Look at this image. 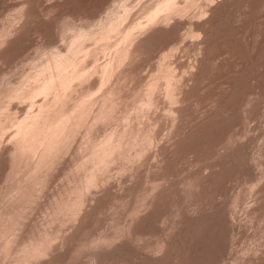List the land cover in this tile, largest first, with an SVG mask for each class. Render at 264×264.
<instances>
[{
  "label": "rangeland",
  "instance_id": "obj_1",
  "mask_svg": "<svg viewBox=\"0 0 264 264\" xmlns=\"http://www.w3.org/2000/svg\"><path fill=\"white\" fill-rule=\"evenodd\" d=\"M120 1L121 0H0V97L3 94L2 92H4V94H7L6 92L9 90V88L14 87L15 89V86L18 85L19 81L23 82L25 75L28 74L25 77L26 80L27 77L39 73V70L37 71V73H35V69H37L36 66H39L40 64L38 60L39 56H41L40 60L42 61L41 63H43V60L49 59H45V56L51 57L56 50L59 51L60 49L61 51L64 46L65 48H69L67 44L68 42L69 44L71 43L73 37V35L70 34H72L71 32L76 33V31H74V28H76L77 30L78 25H83V27H85V24H88L89 27L86 26L85 28H90L92 25L88 23L89 21L96 24L97 22H100L98 19L104 20V18L106 19V17H109V15L111 16L110 13L112 12V10H116L117 7L119 10H122V8H119V4H122V1ZM124 1L127 2V0ZM128 1L129 3L127 2L125 4L126 6H129V4L131 5L133 2L137 3V1L138 3H146L148 0ZM155 1L157 2V0ZM155 1L153 0L152 3L148 1L150 4L148 2L145 4L148 5L147 9L143 7V12H137L138 15H136V17H134L135 14H133L135 12L129 9L128 13H130L131 16H129L130 14L126 15L125 20L127 19V16L128 20H124L125 22H123V27L131 21H134V23L141 22L142 28H140V30L138 29L137 33L142 34L143 32V34H140L141 36H138V34L136 33L139 39L137 38V36H135L136 40H138L134 43L132 41V46L129 45L132 51V54L129 55V57L134 54L131 59L128 57L126 60V62L130 60L129 62H127L130 64H124L122 66L124 67L123 69L122 67H120L119 69L122 70H117V74L115 71L116 75H111L113 77L107 80L108 84L102 86L103 90L101 87V89H99L97 82H95L99 78L98 75L100 76L101 74L99 67L104 66L109 59H112L113 56H116L118 46L114 45L117 42H112V40H118L121 35L116 33L114 35H111L112 37H110V39H107L109 43H113L110 44L111 46H116L113 48L108 45L106 40L95 41L92 39L90 41L89 39L88 41L87 39L84 43V47L89 46V44L93 45L94 43L93 46L90 45L87 49L90 53L86 56L84 62L81 64L83 65V67H87L88 69L91 68L89 69L88 73V75H91L89 77L88 75H86L84 79H80L82 80V82H80V80H76L74 83L80 82V84H78L79 88L76 89L77 86H75V84L73 83L74 87L71 86L73 90L68 89L71 92L67 90V94L70 92V96L71 93L76 96L80 94L79 92H81V96H83L82 92L84 91H79L80 88L81 90L85 89V92L88 91V89L90 91V89L92 88V93L90 94L91 98H88L87 101L95 100L96 102L94 104L92 101L94 105H91V102L89 104H86L87 107L88 105L92 106V109L87 108L89 109V114H87L90 116V118L89 116H85L86 114L83 115L84 117L88 118L85 119V121L88 120V123H85L82 127H80L81 129L79 128V126H77L79 128L78 131H75V133L77 132V134H74L75 136L72 137V139L75 138V142H72L74 139H71V141L70 139H68L70 136H72L71 134L74 132V129L72 131H69L67 128L66 130L64 129L65 131L63 132H71L68 138L66 137V134L68 132L66 134L62 132L63 134H65H62V137L59 134L62 139V144L68 141L71 142V144H68L69 146L66 145V143L64 144L65 146H67V148L69 147L68 150L67 148L64 149V152H67V154H64V152L62 151L63 149L61 148L62 150L60 151H62L63 153L59 151V155H57V150H59L61 147L58 146L61 144L60 138H55L57 139L58 143L60 142V144H58L56 141V144H54V147L57 146L58 149L53 148V146H51L52 149L49 148L50 143H52L54 139H51L53 141H50V143H44V147H41L45 148V146L49 143V146L46 147L47 149H49V152H52H50V154L47 153L48 151H38L40 144L38 145L39 147L35 148V152V149L33 150L31 148L33 143L31 141L32 145L30 144V138L28 139L29 144L28 142H26L29 145L30 150L27 145V147L24 146V148H27L26 151V149L22 148V145L25 144L24 142L27 140V138L24 137L23 140L22 136H19V134H17L18 126L15 124V121L19 122L18 120H23L25 118L23 116H28L30 112L32 114L36 113L39 108H37L36 106H39V104H36L37 102L41 105V102H45L46 96L47 102L49 97L55 95V93L53 92L52 95L48 93L49 96L48 94L42 93L39 94L40 96H37V93L33 96H27V94L31 92L34 87L38 86L41 83L43 77L39 79H31V82L28 81L27 83L29 85H24L25 88L23 87L24 89H22V96L15 97L16 102H14V98H5L8 94L3 96L4 99L1 97L0 101H6V99L7 101H11L9 102L10 104H7V106H5V104V108L2 110V112H0L2 113L0 115V232L3 233L0 235V239L2 240H0V264H20L21 259L23 260L24 257H26L25 259H27L26 262L23 261L24 264H264V0H213V2L212 0H206V2L210 4L206 3L205 0H202L201 2L199 0H197L198 2L196 0L195 2H193V0L192 8L191 0H182L183 3L185 2V5L187 4V2L190 3L189 5L187 4L189 6V9L187 5V7H185V5L181 4L182 2L178 0V2L180 1V9L176 11V8L173 11L162 13L157 18L159 21L157 19L149 20L148 14L146 12L153 6V4L156 3ZM132 5L131 7L129 6L130 8H132V10L133 8L135 10L139 5L140 6L137 7V10L141 8V6H144L143 4H136V7L134 5L132 7ZM181 5H183V7L185 8L183 9ZM181 9H183L185 13L181 11V14ZM207 9H209V11H207ZM171 12H173V16L177 14L175 16L176 18L171 15L174 21L169 16V13ZM201 13L205 14H203L202 16ZM166 14H169V18L165 17L167 16ZM204 15H208L206 19L209 16L211 17V19L209 20V17L207 21L204 19L205 22H202L203 19L201 18V16L205 18ZM132 16L134 17V19L132 18ZM162 16L165 17L168 21H163ZM130 17L133 20H131ZM160 17L162 18V20H160ZM144 18L146 19L144 20ZM135 19H138V21L136 20V22ZM193 19H200L201 22L200 20H195L194 22ZM147 20L150 22H148ZM157 21H163L165 25L160 24L162 26L156 27L155 25L158 24ZM146 22L147 25L145 24ZM198 22L200 24L204 23V25L201 24L200 26H198ZM132 23L133 22L129 24ZM153 23H155V25ZM193 23H196V25H193ZM150 25L152 26L151 29L149 28ZM202 25L203 27L201 28V30L200 27ZM62 26L66 28H63ZM68 26L72 29L69 30ZM81 26L78 28H82ZM166 26L170 27L166 28ZM191 26L193 29L191 28ZM197 26L201 30L200 36L193 35L194 33H200V30ZM203 28L205 31L203 30ZM63 29L66 30V33L65 31H63ZM67 30L73 31L67 32ZM145 31L146 34L144 33ZM190 31L193 32V34ZM202 31H204L203 35ZM60 34L63 36H61ZM197 36L199 38L201 36L202 37L199 39ZM70 39L71 41H69ZM105 44L110 47L102 51L99 56L98 52H101L99 51L101 49L98 48H100V45L101 48H106L102 47ZM127 46L128 44L125 47ZM55 47L56 50L54 49ZM96 48L98 50H96ZM109 49L110 51H112L111 53L109 52ZM49 50L50 52H48ZM51 50L52 52H54L52 53ZM45 51L46 53H44ZM91 51H93L95 55L92 52L94 58H92L93 60H88H90V62H94L96 59L97 62L95 61V64L92 63L94 65L86 62V59L92 55ZM50 53L51 56H49ZM66 53L67 52L65 50V54ZM96 53H98L99 58L98 56L96 57ZM62 54L64 55V52ZM165 55L167 57L169 56V59L164 57ZM172 61L174 63H172ZM84 63H88V65L84 66ZM158 63L161 64L160 69L163 70H161L163 74L164 70L169 68L167 66L166 68H164L166 64L171 66L170 69L172 67V69H175V71L172 70V73L175 72V74L171 73L172 75H176L173 76L175 77V80L174 78H170L172 75L167 74L165 76H168L167 80H170L167 84L169 88L164 86L166 81L165 79L161 78L162 81H158L160 79L159 77H161L162 74L161 73L159 76V72L161 71L157 72V76H155L156 71L159 69L158 66H160ZM170 63L172 65H170ZM29 64H31L32 70H35L33 74L31 73L32 70H29L31 68ZM95 66H97L98 70ZM38 69H42V66H39ZM170 69L169 71H171ZM94 70H96L100 74L95 73ZM27 71L28 73L25 74ZM92 71L95 74H93ZM168 73L170 74V72ZM22 74H25L23 80L20 76ZM92 74L93 76H95L93 77ZM180 76L181 78H184H182L183 81L181 80ZM86 77L88 78L86 79ZM155 77L158 78H156L157 81H155ZM176 77H179V81L177 80V82L179 83L178 85L176 82ZM95 78L97 79L95 80ZM152 79L153 84L150 83ZM171 79H173L174 81H172V84L170 83ZM83 80L85 83H87V87L85 86ZM89 80L92 82V84L91 82H89ZM109 80L111 83L109 82ZM156 82H158V84H156ZM95 85L96 87H94ZM146 85H148L146 87L147 89H149V86L151 85L150 89L147 91L154 90V86L152 88V85H155L156 91H150L151 93H154L153 96H151L152 94L148 92V95H150V99H152L150 100L149 97H146L148 98L147 104V99L143 98L144 100L146 99V105L142 102L145 105V107L143 108L144 105L140 103L142 104V108L140 107V105L139 109L136 102L140 100V96L137 98L136 96L139 95L137 94L138 92H142L143 94V91L146 90ZM172 85L177 86V88H174V90L176 89L175 93L178 92V95H174L176 96L174 98L177 99L170 98L173 97L174 93L173 90L172 95L169 93V91L173 89ZM27 86H30V88H28ZM82 86H84L85 88L82 89ZM107 86L113 88L115 86V89L112 88V90H114L113 93L116 98L118 95L116 96L115 93L119 91V97H117L116 99L114 97L113 98L114 100L120 98L119 100H121L122 104H120L119 101V106L117 103L110 104L109 106V100H106L105 102L103 101L106 98V90L104 91V89H111ZM26 87L28 89H26ZM94 88L96 89V92H94ZM75 89L78 91L76 92L77 94L74 93ZM116 89L119 90L116 91ZM10 90L11 92L13 91L12 88ZM26 90H28V92ZM99 90L100 94H98ZM109 90H107V92ZM147 91H145L146 95ZM93 92L94 94L96 93V97H94L95 95L93 96ZM103 92H105V94ZM157 92L159 95L157 94ZM69 94L67 96H69ZM133 94L136 95L134 96ZM44 95L46 96L42 97ZM102 95L104 96V98ZM143 95L141 97H143ZM36 96L40 98L35 99ZM31 97H33V99H31ZM92 97L94 98L92 99ZM131 97L133 98V100ZM53 98L54 96H52L49 101ZM99 98L101 99V101H98L100 100ZM66 99H68V97H66L65 100ZM137 99L138 101H134ZM169 99H171L172 102ZM32 100L34 101V103L32 102ZM38 100L41 101L39 102ZM5 101L3 103H5ZM67 101H70V98ZM75 101L77 102V99H75ZM97 101L104 103L101 104ZM174 101H176V103ZM74 102H69L67 106L69 110H71ZM170 102L172 105H170L169 107ZM3 103L0 105H3ZM106 103L110 108L111 105H113V107H115L116 105L115 109L113 107L111 109L113 111L116 110L114 113L115 115L113 116L112 114L113 118H111L110 116L108 120V116L106 118V116L104 115L106 118L105 119L103 117V119H105L104 121H100V119L98 118L95 119L94 116H96L97 113L101 111L99 109L100 106L102 108V106ZM133 103L137 104L136 106H134L135 109H133ZM15 104L17 106H15ZM62 104L63 103H61V105ZM58 105L60 106V104ZM66 105H64V110H66ZM131 105L133 107V111L135 112V110L137 109V112H135L136 116L133 111L132 113H130L133 116L129 114L130 117H128L126 115V118L128 117V119H131L130 121L127 120L128 123H132H129V125L127 122H124L126 121V119L123 120V118L125 117L122 114L124 112L125 114L128 113L126 111H129L131 109ZM25 106L28 107L25 110L26 112L22 109V107L26 108ZM74 106L75 105H73V107ZM86 106H83V111L86 110ZM106 106L103 107L106 108ZM18 107L21 110H19ZM108 107L106 109H109ZM125 107L128 108V110ZM153 107L155 110L153 109ZM138 109L141 112L146 111V113H142L140 115L141 112L138 111ZM141 109L145 110L142 111ZM27 110H29L30 112H27ZM31 110H33L34 112ZM111 110L110 113L112 112ZM174 110L176 112H174ZM76 113L77 112L73 113V115ZM175 113L176 115H174ZM13 114H16L15 118ZM19 114L21 117L18 116ZM77 116L78 117L73 119L75 120L74 122L81 118L79 117L80 113H78ZM134 117H137L138 121ZM100 118L101 120H103L102 116ZM12 119L14 120L12 121ZM73 120L71 119V121ZM94 120L97 121L95 122ZM132 121H134L135 123H133ZM93 122L94 125L92 124V126L91 123ZM116 122H119V125ZM138 122L139 124L136 125V123ZM6 125L8 126L5 127ZM126 125L127 127L129 125V129L126 127ZM148 125L149 127H151L150 129L146 128L148 127ZM91 126L93 129H91ZM123 126H125V129L123 128ZM3 127H5L6 129H4ZM67 127H69V124ZM74 127V125L71 126V128ZM152 127L155 128L153 129ZM135 128L136 130L142 128L140 129L142 131L140 135H138L140 131H136ZM111 130L114 134L110 133ZM125 130L128 131L126 132ZM144 130L145 132H143ZM147 130L151 131L146 133ZM120 131L122 134L120 133ZM13 132L15 136L13 135L14 137L10 138L9 135L13 134ZM123 132H125L127 135L130 132L128 136H131L129 138L127 135H125V137L121 136L124 134ZM90 133L91 136L99 135L98 137H92V139H94V142L95 140L100 142L98 143L96 141V143H98L99 145L97 144L98 147L95 148L96 150L100 149V152L96 150L92 152L90 150L91 147L94 150V145L92 146L91 144H89L94 143L91 139ZM142 133L149 134L144 139L146 140L145 142L143 139V141L141 142L137 141L139 137L142 138L143 135H145ZM59 135H57V137ZM84 135L88 136L90 139L88 137H85ZM28 136L29 135H27V137ZM77 136L78 138H76ZM109 136L111 137L109 138ZM8 137L9 142L7 141V139H5ZM15 137H18L17 139L21 137L20 141H23V143L19 142V140H17ZM63 137H66L64 138L66 139L64 143ZM117 137L119 138L118 140ZM83 138H86L87 141H85L86 139ZM104 138L108 140H105ZM114 138L117 142L121 140L120 143H123L124 141L123 146H121L122 144H118L119 142L114 143H117L118 146L120 145L124 150L126 149L125 151H122V148H113L111 144L113 143ZM130 138H137L134 139V141L136 140L137 142L141 143V146L140 143L138 144L140 148H138V146L136 147L138 151H136V148L135 151H133V146L128 145L135 144V147L137 145L136 141L135 143L130 142L126 145V143L129 141L128 139ZM150 138H153L152 142H150ZM88 139L90 140V142H88ZM100 140H103V142L104 140L105 142L107 141L106 146L105 144L103 145V143H101L102 141ZM13 141L15 144L13 143ZM84 141L87 143L85 144L89 148L84 144ZM142 142H144V144ZM18 143L22 145H19ZM81 143L84 145V147H81L80 150V146H83L80 145ZM12 144L16 148H18L16 144L21 147L19 148V150H17ZM109 144L110 146L108 147ZM117 144L113 145L117 146ZM142 145L147 147L150 146L148 147L150 149L148 150L147 147H142ZM153 145H156L157 147H154ZM5 146L9 148L7 149ZM10 146L11 148H15V150L12 149L15 151L12 154ZM35 146H33V148ZM103 147H105L106 150L108 147V151L110 152L106 151L107 153H105V149H102ZM127 147H132V149ZM141 148L147 149L149 153L146 152L147 150H145L144 152V149L142 152H139V149ZM31 149L33 151V157ZM112 149H121V151L119 152V150H117L118 154L116 153V151H114L113 153L115 154V156L112 153L114 156V159L112 158V162L116 160L115 162L117 164L114 162V165L110 163L108 165L107 163L111 160L110 154ZM53 150L54 154L56 153L55 156H53ZM86 150L94 154L92 155ZM101 150H103L104 152H101ZM130 150H132V154H129ZM9 151L12 156L15 153H19L20 155L18 154L15 155L16 157H13L18 158L17 160H19L20 162L23 160L22 158L25 157L24 159H27L29 155V163H27V168L29 169L26 168L27 165H24V163L26 164L25 161H22V163L19 162V166L18 163L15 165V162H17L16 159H14V163L11 160V162L13 163L12 165L20 170V172H22V176L21 173L19 174V176H12L14 174L12 173L13 170H15V174H17V169L14 166L10 165ZM21 151L23 154L21 153ZM24 151H26L27 155H24ZM121 152L123 154H121ZM135 152L138 153L135 154ZM28 153H31L32 158ZM43 153H47L50 156L47 157V155L45 156V154L43 155ZM60 153H62L63 155ZM78 153H80L81 155ZM101 153H104L105 155H101ZM21 154L23 156L22 158H20ZM96 154L98 156L100 154L101 158ZM108 154L110 160L106 162L108 159L106 155ZM124 154L125 156L126 154L127 156H130V159L136 155V157H139L140 159L137 158L135 160L134 158H132V162H129L130 159H128L127 161V157L126 159L122 158L124 157ZM95 155L97 157L94 158ZM52 156L53 158H56V163H54V159L52 158ZM89 156L91 159L94 158L95 160L96 158L97 160L99 158L100 160H103L102 156H104V159L106 161H102V167L100 166V170L98 172L95 160H89ZM42 157L43 159L46 157L50 159L51 157L54 164H50V162L45 163L46 160H43ZM86 157H88V159ZM118 157L121 159V164L118 163L120 162L119 160H117ZM85 159H87V162L89 164L85 162ZM41 160L42 162L44 161V164H50V168L47 165H45L46 168L44 166L40 168L42 162H39ZM30 162L32 164H30ZM91 162H93L94 165ZM123 162L125 163L124 168L128 166V168L126 169L122 168L124 169V171L121 170V167L124 164ZM128 162L132 165H127L126 163ZM36 163L37 166L39 163V169L36 168L37 166L35 167ZM87 164L90 166H88ZM99 164L101 165V162ZM104 164H107L109 169L107 165V169H104ZM17 165L19 167H22L19 169ZM83 166L85 169H82ZM93 166L95 167L93 168ZM91 167V171L98 175H92L94 173L89 171ZM79 169L80 171H78ZM44 170L47 172H45ZM36 171L41 174L36 173ZM43 171L46 173V176L44 175L45 173H43ZM86 171H89L91 173L88 174L89 176L91 175L89 177L91 179L90 183H92V185L95 183L94 185H97L96 188L94 185V187L88 185L90 179L88 178ZM120 171L122 173H118ZM8 172L9 175L7 174ZM27 172L29 176L32 175L31 173H33V175L29 178L27 177ZM35 173L37 174L38 179L39 177L42 178L43 183L41 181L39 183L37 180L36 182L34 179L37 177L33 179V176H36ZM83 174H85L88 179V183L86 184L88 187L86 186V189H82L81 187L83 185L85 186L83 182H80L86 178L85 176H83ZM120 174H122L123 176ZM10 175L14 179L11 178ZM26 177L28 178V180L26 179ZM16 178H20L17 179L18 183L20 182L19 184L17 183V180H15ZM31 178L35 181L34 183L32 182V184H35L36 186V183H42V187L41 185L38 187L36 186L37 189L39 187L40 189H36L33 191L32 187H29L31 184L30 180H32ZM93 179L95 180L93 181L94 183L92 182ZM26 181L28 183V186L25 185L27 184L25 183ZM79 183L81 184V186ZM20 184L24 185L21 187L23 191L20 189ZM44 185L45 187H43ZM72 185L76 188H73ZM77 186L80 187L79 190L82 189L81 192L79 191L80 194L82 193V191H84V194H79L80 196L76 192V194H74L73 191L78 188ZM27 187H29L30 189ZM12 188H14L13 191ZM16 188L17 190L15 191ZM26 190L28 192L31 191L29 192L30 194ZM144 191H147L148 194H146V192ZM21 195L24 196L22 197ZM25 195H28L29 197L27 198V196ZM66 199L69 202L66 201ZM62 200L65 202L63 203ZM69 203L71 204L69 205ZM12 205L14 206L12 207ZM20 206L22 208H20ZM61 208H63V210L67 208L68 210L66 209L64 211H60ZM23 211L28 212L25 213ZM69 214L70 216H68ZM10 216L12 218L14 217L16 220L14 218V220H12ZM5 217L7 218L8 222L6 221ZM3 221L4 223L2 224L1 222ZM15 225L18 226L14 230L13 228L15 227ZM14 234L16 237L14 236ZM118 234L120 235L118 236ZM44 241L45 243H41ZM31 244H34L32 246L39 248V252L42 251L41 254L38 253L39 256L37 255V249L35 250L36 252L33 249V252H35L37 256L35 255V257H32V255L34 254L33 252V254H29L31 252L30 250H32V246L30 247ZM28 247H30L31 249H29ZM24 248H26L28 251ZM40 248L42 250H40ZM28 255H31V257H28ZM21 264L23 263L21 262Z\"/></svg>",
  "mask_w": 264,
  "mask_h": 264
},
{
  "label": "bare ground",
  "instance_id": "obj_2",
  "mask_svg": "<svg viewBox=\"0 0 264 264\" xmlns=\"http://www.w3.org/2000/svg\"><path fill=\"white\" fill-rule=\"evenodd\" d=\"M121 1H122V4H121V3L119 4V6H120L119 8H122V10L120 9L121 11H120V10L118 9V7H117L116 10H114V11L112 10V12L110 13L111 16L109 15V17H106V19L104 18V20L101 19L102 21H101L100 19H98V20L100 21L99 23L97 22L98 24H97V23H96V24H95V23H91V22L89 21L88 23H90V25H92L93 27L91 26L90 28H85L86 26H88V24H85V23H84V24H85V27H83V25H82V26H81V25H78V26H77V30H76V28L73 27V28L75 29V30H74V29H73V30L76 31V33L74 32L75 34H74L73 32H71V31H73V30H71V31H68V30H67V32H71V33H72V34H70V35H73V37H72V41H71V39L69 40V41H71L70 44H69V42H68V44L65 42V43L69 46V48H65V46H64V48H65V50H66V52H67L66 54H65V50H64V48L61 49V51L63 50V51L61 52L60 49H59V51H57V50H56V47H55L54 49L56 50V51H55L56 54L53 53L54 51L52 52V50H51V52L53 53V55L51 56V53L49 54V56H51V57H46L45 54H44L45 59H46V58H49V59H47V60H43V63H41V62H42V61L40 60V59H41V58H40L41 56H39V58H38V60H39V62H40L39 66H42V69H38V68H39L38 65L36 66L37 69H35V70H36L35 73H37L38 70H39V71H38L39 73H37V74H33L35 70H34V71L32 70V67H31V64H32V63L29 64L30 67H31L29 70H32L31 73H32L33 75L27 77V79L25 80V77L28 75V74H27L28 71H27V72L25 73V74H27V75L24 74L25 77H24L23 74H22L23 76L20 75V76L22 77V80H23V77H24L23 82H22V81H19L20 84L18 83V85L15 86V89H14V87H11L12 90H13L12 92H11V90H10L11 88H9V90L6 92L8 95H7V94H4V92H2L3 94H2L1 97H2L3 99H4L3 96H4V95H7L5 98H7V97H8V99H9V98H14V102H16V101H15V97L22 96V89L25 88L24 85H26V84L29 85V84L27 83L28 81L31 82V81H30L31 79L33 80V79H39V78H42V77H43L42 80H41V83H40L38 86L34 87L33 90L27 94V96H33V95H35L36 93H37V94H36L37 96H38L40 93H42V94H48V93H50L51 95L53 94V92L55 93V95H52V96H54V98H53L52 100L49 101V99H51L52 96L49 97V99H48L47 102H46L47 96H46V95L42 96V97H45V96H46V99H45V102H44V103L41 102V105H40V103H38V102L35 100V101L37 102V103H36V102H35V103H36V104H39V106L35 104V105L37 106V108L39 107V108H38V111H37L36 113H33V114H32L29 110H27V112L29 111L31 114L29 113V115L27 114L28 116H23V117H25V118H24L23 120H21V119L18 120L19 122L15 121V122H16L15 124L18 126V128H17V129H18L17 134H19V136L21 135L23 140H24V137L27 138V140L24 142L26 145H25V144L22 145V144H19V143H18L19 145H22V148H24V146L27 147V145L29 144L28 141L30 140V144H31V141H32V143H33V145L31 144L32 146L30 145L31 148H32L33 150H34L36 147H39L38 145L40 144V147H39L40 150L37 148L38 151H42V152L48 151L47 153L50 154L51 151L49 152V149H47V147L49 146L48 144L50 143V141H53V140H51V139H54V141L52 142L53 144L50 143L49 148H51V146H53V148H57V146L54 147V144H56V141H57L58 138H60V142L62 141V139H61L62 134H63V133L66 134V133L68 132V131H67V132H63V131L66 130V128H67L69 131H72V130L74 129V130H73L74 132L71 134L72 136H70L71 138H70V137L68 138V136H69V134H70L71 132H68V133L66 134V137H67L68 139H70V141H71L72 137H74V136L77 134V132L75 133V131H78V129H79L80 127H82L85 123H88V122H87L88 120L85 121V119H88V118H87V117L89 116V115H88V114H89V113H88V110H89L92 106L88 105V107H87L86 104H89L90 102L92 103V101H93V103L95 104L96 101H95V100H92V99H93L94 97H96V93L94 94V92H96V91H95L96 89H95V88L93 89V90H94V92H93V96H94V95H95V96L92 97V99H91L92 101H87L88 98H91V95H90V94L92 93V91H91L92 88L90 89V91H89V89H88V91H86V92H85V89H84V90H81V88H80L79 91H84V92H82V93H83V96H81V92H79V93H80L79 95L81 96V98H80L79 95H76V96L79 97V99H78V97H76L73 93H71V96H70L69 93H70L71 91L68 90V89L73 90V89L71 88V86L74 87V84H75V86H77L76 89L79 88V87H78V84H80V82H82V80H80V79H82V78L84 79V77H85L86 75H88V73H89V69H91V68L88 69L87 67H83V65H81V64L84 62V59L86 58V56L90 53L89 50H87V49L89 48L90 45H92V44H89V46H87V47H86V46H85V47L83 46L87 39H88V41H89V39H90V41H91L92 39L95 40V41H104V40L107 41V39H110V37H112L111 35H114V34H116V33L119 34V35H121V36L119 37V39H118V38H115V39H118V40H115V41L112 40V42H117L116 44H114V45L118 46V51H116V52H117L116 56H113L112 59H109V60L107 61V63H105L104 66L99 67V69H100V73H101V74H100L99 72H97L96 70H94L95 73H99V74H100V76L98 75V77H99L98 79L95 78V80L97 79V81H95V82H97V84H98V86H99V87H98L99 89H101L102 86L107 85V84H108V83H107V80L110 79L111 77H113V76H111V75H116V74L118 73L117 70H120V71H121V70L124 68V67H122V66H123L124 64L126 65V63L130 61V60H129V61L126 62V60H127V58L129 57V55L132 54V51H131L129 45L132 46V41H133V43H134V42H136V41L139 39L138 36H139L141 33H137V30H138V29L140 30V28H142V23H141V22H140V23H139V22H138V23H134V21H131V20H133L134 17H136V15H138L137 12H139V13H140V12H143V9H144L143 7H145V8L147 9V6H148V5H145V4H146L148 1H149L150 3H152L153 0H151V1L148 0L147 2L145 1L146 3H138V1H137V3H136V2H135V3L133 2L134 4H133V3H132V4H133L134 6H135L136 4H138V5H139V4H143V5H144V6H141V8H139L138 10H137V7H139L140 5L137 6V7L135 6L136 9L134 10V8H133V10H132V8H130L132 4H131V5L129 4L130 7L125 5L127 2L129 3L128 0H127V2L124 1V0H121ZM121 1H120V2H121ZM140 1H144V0H140ZM154 1H155V0H154ZM180 1L182 2V0H180ZM180 1H179V2H180ZM184 1H185V0H184ZM186 1H188V0H186ZM192 1H193V0H191V8H192ZM196 1H197V0H196ZM199 1L201 2L202 0H199ZM203 1H204V0H203ZM208 1H209V0H208ZM149 2H148V3H149ZM155 2H156V1H155ZM155 2H154V3H155ZM179 2H178V0H157V2H156L155 4H153V6H152L151 8H149V9L146 11L147 14H148L149 20H156V19H157L162 13H166V12L173 11V10H175L176 8H177V9H176V11H177L178 9H180V7H179V6H180V3H179ZM193 2H195V0H194ZM197 2H198V1H197ZM205 2H206V0H205ZM212 2H213V0H212ZM150 3H149V4H150ZM184 3H185V2H184ZM184 3L182 2L181 4L185 5ZM206 3H208V2H206ZM187 4L189 5L190 3L187 2ZM187 4H186V5H187ZM193 4H194V3H193ZM208 4H210V3H208ZM127 5H128V4H127ZM133 5H132V7H133ZM183 5H181V6L183 7ZM186 5H185V7L188 6V5H187V6H186ZM196 5H197V4H196ZM213 5H214V4H213ZM215 5H216V4H215ZM197 6H198V5H197ZM185 7H183V9H184ZM115 8H116V7H115ZM115 8H114V9H115ZM142 8H143V9H142ZM191 8H190V10H191ZM202 8H203V7H202ZM202 8H201V9H202ZM129 9H131V11L135 12V13L131 12V13L135 14L134 17L132 16L133 19L130 17V19H131L130 21L133 22V23H132V24H129V23H131V22H129V23H127L128 25L126 24L127 27H126L125 25H124V27H123V22H125L126 20H128V16H127V19H126V20H125V18H126V15H129V14H130V13H128V12H129ZM140 9H141V10H140ZM183 9H181L180 12H181V11L184 12ZM188 9H189V6H188ZM194 9H195V8H194ZM205 10H206V9H205ZM187 11H188V10H187ZM207 11H209V9H207ZM178 12H179V11H178ZM178 12H176V13H178ZM182 12H181V14H182ZM202 12H203V11H202ZM211 12H212V11H211ZM172 13H173V12L169 13L170 15H169V14H168V15H169V16L171 17V19L173 20V17L176 18L175 16H176L177 14L174 13V14H176V15L173 16ZM184 13H185V12H184ZM199 13H200V12H199ZM201 14H202V13H201ZM203 14H205V13H203ZM203 14H202V16H203ZM208 14H209V13H208ZM144 15H145V13H144ZM166 15H167V14H166ZM168 15L165 16V17H168ZM171 15H172L173 17H172ZM192 15H193V14H192ZM210 15H211V14H210ZM129 16H131V14H130ZM142 16H143V15H142ZM185 16H186V15H185ZM188 16H189V15H188ZM194 16H195V15H194ZM199 16H200V15H199ZM199 16H198V18H199ZM202 16H201V18L203 19L202 22H205V20L207 21V19L210 17V16H209V17L206 19V17H207L208 15H207V16L204 15L205 18H203ZM165 17L162 16L163 21H164V20H167ZM181 17H182V16H181ZM195 17H196V16H195ZM93 18H94V17H93ZM102 18H103V17H102ZM146 18H147V17H146ZM146 18H144V20H145ZM160 18H161V17H160ZM162 18H161L160 20H162ZM164 18H165V19H164ZM168 18H169V17H168ZM183 18H184V17H183ZM183 18H182V19H183ZM139 19H140V18H139ZM171 19H169V20H171ZM177 19H178V17H177ZM204 19H205V20H204ZM210 19H211V17L209 18V20H210ZM124 20H125V21H124ZM136 20L138 21V19H135V21H136ZM141 20H142V19H141ZM157 20H158V19H157ZM179 20H181V19H179ZM193 20H194V19H193ZM193 20H192V22H193ZM195 20H196V19H195ZM195 20H194V22H195ZM199 20H200V19H199ZM199 20H196V21H199ZM209 20H208V22H209ZM137 21H136V22H137ZM147 21H148V20H147ZM158 21H159V20H158ZM158 21H157V23H158L157 25H155L156 22L153 23L156 27H158V26H162V25H165L163 21H160V22H158ZM167 21H168V20H167ZM167 21H166V22H167ZM173 21H174V20H173ZM142 22H143V21H142ZM148 22H150V21H148ZM151 22H152V21H151ZM166 22H165V23H166ZM169 22H170V21H169ZM189 22H190V21H189ZM192 22H191V23H192ZM200 22H201V20H200ZM208 22H207V23H208ZM196 23H197V22H196ZM196 23H195V24L193 23V25H196ZM63 24H64V23H63ZM94 24H95V25H94ZM145 24L147 25V22H146ZM160 24H162V25H160ZM167 24H168V23H167ZM169 24H171V23H169ZM198 24H199L198 26H200L201 24L204 25V23H201V24H200L199 22H198ZM154 25H153V26H154ZM191 25H192V24H191ZM203 25L200 27V29L203 27ZM80 26H81L82 28L79 29L78 27H80ZM143 26H144V23H143ZM181 26H182V25H181ZM198 26H197V27H198ZM62 27H63V26H62ZM68 27H69V26H68ZM88 27H89V26H88ZM156 27H155V28H156ZM169 27H170V26H168V27L166 26V28H169ZM59 28H60V27H59ZM63 28H66V27H63ZM149 28L151 29L152 26L150 25ZM149 28H147V29H149ZM153 28H154V27H153ZM191 28H192V26H191ZM194 28H195V27H194ZM204 28H205V27H204ZM204 28H203V30H204ZM68 29L70 30V29H72V28L69 27ZM143 29H144V28H143ZM157 29H158V28H157ZM162 29H163V28H162ZM192 29H193V28H192ZM198 29H199V27H198ZM200 29H199V30H200ZM207 29H208V28H207ZM61 30H62V29H61ZM145 30H146V29H145ZM152 30H153V29H152ZM167 30H168V29H167ZM173 30H174V29H173ZM190 30H191V29H190ZM201 30H202V29H201ZM201 30H200V33L198 32L199 34H195V33L193 34V32H191V31H190V32H191L194 36H196V35H199V36H200V35H201ZM63 31H65V33H66V30L63 29ZM176 31H177V30H176ZM204 31H205V30H204ZM204 31H202V35L204 34ZM206 31H207V30H206ZM138 32H141V31H138ZM62 33H63V32H62ZM62 33H61V34H62ZM136 33L138 34V36H137ZM144 33L146 34V31H145ZM148 33H149V32H148ZM168 33H169V32H168ZM61 34H60V35H61ZM63 34H64V33H63ZM142 34H143V32H142ZM142 34H141V35H142ZM159 34H160V33H159ZM176 34H177V33H176ZM65 35H66V34H65ZM67 35H68V34H67ZM119 35H118V36H119ZM141 35H140V36H141ZM167 35H168V34H167ZM61 36H63V35H61ZM135 36H137V38H138L137 40H136V37H135ZM134 37H135V39H134ZM142 37H143V36H142ZM189 37H190V36H189ZM191 37H192V36H191ZM197 37H198V36H197ZM201 37H202V36H201ZM201 37H200V38H201ZM198 38H199V37H198ZM200 38H199V39H200ZM63 39H64V38H63ZM83 41H84V42H83ZM88 41H87V43H88ZM112 42L109 43V42L107 41L108 45H110ZM90 43H91V42H90ZM199 43H201V42H199ZM203 43H204V42H203ZM112 44H113V43H112ZM127 44H128V46L125 47ZM67 45H66V46H67ZM85 45H86V44H85ZM93 45H94V43H93ZM93 45H92V46H93ZM108 45L105 44L104 46H102V47H106V48H101V45H100V48H98V49H101V50H99V51H101V52H98V53H99V56H100V53H102V51H104L105 49H108V48L111 46V45H110V46H108ZM68 46H67V47H68ZM116 46H111V47L113 48V47H116ZM203 46H204V45H203ZM91 48H92V47H91ZM38 49H39V48H38ZM54 49H53V50H54ZM67 49H68V50H67ZM98 49L96 48V50H98ZM115 49H116V48H115ZM115 49H114V51H115ZM42 50H43V49H42ZM199 50H200V49H199ZM106 51H107V50H106ZM173 51H174V50H173ZM38 52H39V51H38ZM48 52H50V50H49ZM59 52H61V53H59ZM63 52H64V55L62 54ZM92 52H93V51H91V53H92ZM109 52L111 53L112 51H110V49H109ZM116 52H115V53H116ZM130 52H131V53H130ZM133 52H134V50H133ZM170 52H171V51H170ZM44 53H46V51H45ZM93 53H94V52H93ZM93 53H92V55L90 54L91 56H89V58L86 59V62H89V63H91V64H92V63L95 64V61L97 62L96 59H95L94 62H93V61L90 62V60H88V59L93 60V59H92V58H94V57H93ZM98 53H96V54H97L96 57L98 56ZM115 53H114V55H115ZM199 53H200V52H199ZM171 54H172V53H171ZM201 54H202V53H201ZM38 55H39V54H38ZM42 55H43V54H42ZM94 55H95V53H94ZM104 55H105V53H104ZM133 55H134V54H133ZM133 55H132V56H133ZM168 55H170V54H168ZM44 56H43V58H44ZM47 56H48V53H47ZM99 56H98V58H99ZM132 56H130L129 58L131 59ZM171 56H172V55H171ZM107 57H108V56H107ZM164 57H166V58L169 59V56L167 57V56L165 55ZM98 58H97V59H98ZM172 58H173V57H172ZM32 59H33V58H32ZM36 59H37V58H36ZM101 59H102V58H101ZM104 59H105V57H104ZM163 59H164V58H163ZM33 60H34V59H33ZM38 60H37V61H38ZM87 60H88V61H87ZM172 60H173V59H172ZM47 61H48V62H47ZM160 61H161V60H160ZM165 61H167V60H165ZM35 62H36V61H35ZM35 62H33V63H35ZM45 62H46L47 64H46ZM99 62H100V61H99ZM162 62H163V61H162ZM172 63H174V62L172 61ZM35 64H37V63H35ZM94 64H92V65H94ZM97 64H98V63H97ZM97 64H96V65H97ZM127 64H130V63H127ZM158 64H159V63H158ZM163 64H164V63H163ZM163 64H162V65H163ZM167 64H168V62H167ZM167 64L165 65L164 68H166V66L169 67V68H167V69H165V70H167L168 72H170V74H169L167 71L164 70V74H165V75H164L163 72H162L163 70L160 69V68H161V64H159L160 66H158V67H159L160 70L158 69V70L156 71V75H155V76H157V72H159V71L162 70L161 72H159V76H160L161 73H162V74H161V77H159L160 79H159L158 81H160L161 78H162V79H165V80H166V81L164 80V81H165V84H166V85L164 84L165 87H168L167 84H168V82L170 81V80H167V79H168V76H167V77H165V76H166L167 74H168V75H172L173 73L175 74V72L172 73V70L175 71V69H172L173 67L170 69L171 66H169V65H167ZM86 65H88V63H86V64L84 63V66H86ZM170 65H172V64L170 63ZM174 65H175V64H174ZM32 66H35V65H32ZM81 66H82V67H81ZM99 66H100V65H99ZM36 67H34V68H36ZM95 67L97 68V66H95ZM120 67H122V69H119ZM162 67H163V66H162ZM34 68H33V69H34ZM40 68H41V67H40ZM96 68H95V69H96ZM101 68H102V69H101ZM125 68H126V66H125ZM169 69H170L171 71H169ZM187 69H188V68H187ZM97 70H98V68H97ZM185 70H186V69H185ZM115 71H116V74H115ZM179 71H180V70H179ZM182 71H183V70H182ZM24 72H25V71H24ZM94 72L92 71L93 74H95ZM113 72H114V73H113ZM122 72H124V71H122ZM29 73H30V72H29ZM120 73H121V72H120ZM171 73H172V74H171ZM176 73H177V72H176ZM181 73H182V72H181ZM185 73H186V72H185ZM189 73H190V72H189ZM93 74H92V76H93ZM183 74H184V73H183ZM90 75H91V74H90ZM90 75H88V77H89ZM127 75H128V73H127ZM127 75H126V76H127ZM163 75H164V77H163ZM190 75H191V74H190ZM94 76H95V75H94ZM94 76H93V77H94ZM96 76H97V74H96ZM122 76H125V75H122ZM173 76H176V75H172L170 78H174V80H175V77H173ZM177 76H178V75H177ZM88 77H86V79H87ZM93 77H92V78H93ZM127 77H128V76H127ZM151 77H152V76H151ZM116 78H117V77H116ZM118 78H119V75H118ZM152 78H153V77H152ZM156 78H157V77H155V81H157V79H158V78H157V79H156ZM176 78H177V79H176V82H177V80L179 81V79H178L179 77H176ZM180 78H181V76H180ZM182 78H183V77H182ZM182 78H181V80H182ZM153 79H154V78H153ZM153 79H152L151 82L149 81L151 84H153ZM183 79H184V78H183ZM76 80H77V81L80 80L79 83L76 82L77 85H76V83H74ZM111 80H113V79H111ZM117 80H118V79H117ZM148 80H149V79H148ZM35 81H36V80H35ZM155 81H154V82H155ZM161 81H162V80H161ZM172 81H173V79H171V82H170L171 84H172ZM182 81H183V80H182ZM21 82H22V83H21ZM83 82H84V80H83ZM89 82H91V81L89 80ZM109 82H110V80H109ZM119 82H120V81H119ZM173 82H174V81H173ZM33 83H34V82H33ZM73 83H74V84H73ZM105 83H106V84H105ZM110 83H111V82H110ZM150 83H149V84H150ZM16 84H17V82H16ZM30 84H31V83H30ZM34 84H35V83H34ZM34 84H33V85H34ZM72 84H73V85H72ZM82 84H83V83H82ZM84 84H85V86H86L87 83L84 82ZM91 84H92V82H91ZM115 84H116V82H115ZM149 84H148V85H149ZM156 84H158V82H156ZM174 84H176V83H174ZM178 84H179V83L177 82V85H178ZM88 85H89V84H88ZM120 85H121V84H120ZM148 85H146L145 88H146ZM159 85H160V84H159ZM90 86H91V85H90ZM90 86H89V87H90ZM109 86H110V84H109ZM123 86H124V84H123ZM153 86H154V88H153ZM156 86H157V85H156ZM170 86H171V85H170ZM23 87H24V88H23ZM27 87H28V86H27ZM27 87H26V89L30 88V86H29L28 88H27ZM86 87H87V86H86ZM94 87H96V85H95ZM100 87H101V88H100ZM107 87H108V86H107ZM150 87H151V85L149 86V89H150ZM161 87H162V86H161ZM172 87H173V89H171V91H169V93L172 95V90H173L174 93H173V97H170V96H169L170 98H174V97H176V96H174V95H178V94H177L178 92L175 93L176 89L174 90V88H175V87L177 88V86H176V85H175V86L172 85ZM178 87H179V86H178ZM180 87H181V86H180ZM83 88H85V87L82 86V89H83ZM108 88H111V89H110V90H109V89H106V88L104 89V91L106 90V98H105V100H103V101L105 102L106 100H109V102H108L109 106H110V104H114V103H117V104H118L119 101H120L119 103L122 104V103H121V100H119L120 98H118L117 100H114L115 95H114V93H113L114 90H112L113 87H108ZM118 88H119V87H118ZM124 88H125V87H124ZM124 88H123V89H124ZM145 88H144V89H145ZM152 88L156 91L155 85H152ZM162 88H163V87H162ZM168 88H169V87H168ZM76 89H75V92H74L75 94H77L76 92H78ZM86 89H87V88H86ZM113 89H115V86H114ZM123 89H122V91H123ZM140 89H141V88H140ZM140 89H139V90H140ZM142 89H143V88H142ZM149 89L146 88V90H144V91L142 90V91H143V94H144L145 96L142 94V92H141V93L138 92L139 90L137 91L138 93L136 92L137 94H139L138 96H136V98L140 96V100L138 101L139 98H138L137 100H134V101H138V102H136L138 105L133 103V104H134V105L132 104L133 107L137 105V107H138L139 109H140V107L142 108V104H143V103L145 104V100H146V99H147L146 102H147V104H148V98H146V97H149V96H150V95H148L149 93L152 94L151 96H153V94H154V93H151V92H150V91L153 92L154 90L147 91V90H149ZM159 89H160V86H159ZM159 89H158V91H159ZM164 89H165V88H164ZM164 89H162V90H164ZM179 89H180V88H179ZM179 89H178V90H179ZM67 90L70 91V92L68 93L69 96H67V95H68V94H67V92H68ZM102 90H103V88H102ZM107 90H109V91L107 92ZM118 90H119V89H116V91H118ZM178 90H177V91H178ZM181 90H182V89H181ZM23 91H24V90H23ZM26 91L28 92V90H26ZM116 91H115V92H116ZM145 91H147V95H148V96L145 94V93H146ZM155 91H154V92H155ZM8 92H9L10 94H9ZM51 92H52V93H51ZM72 92H73V91H72ZM148 92H149V93H148ZM0 93H1V92H0ZM84 93H85V94H84ZM103 93L105 94V92H103ZM117 93H118V94H117ZM117 93H115V94H116V96L118 95L117 97H119V91H118ZM179 93H180V92H179ZM98 94H100V90H99V93H98ZM98 94H97V96H98ZM124 94H125V93H124ZM140 94H142L143 97H141L142 95H140ZM157 94H158V92H157ZM180 94H181V93H180ZM0 95H1V94H0ZM72 95H74L75 97L72 96ZM133 95H134V94H133ZM135 95H136V94H135ZM135 95H134V96H135ZM158 95H159V94H158ZM166 95H167V93H166ZM166 95H165V96H166ZM37 96L35 97V99H36V98H37V99L40 98V97H37ZM39 96H40V95H39ZM48 96H49V94H48ZM99 96H101V95H99ZM102 96H103V95H102ZM120 96H121V95H120ZM1 97H0V99H1ZM66 97H68V99L70 98V101H67L68 99L65 100ZM73 97H74L75 99H77V102L75 101V99H74ZM113 97H114V98H113ZM117 97H116V98H117ZM25 98H26V97H25ZM72 98H73L74 100H73ZM101 98H102V97H101ZM103 98H104V96H103ZM116 98H115V99H116ZM127 98H128V97H127ZM131 98H132V97H131ZM143 98H146V99L144 100ZM178 98H179V97H178ZM17 99H18V98H17ZM26 99H27V98H26ZM31 99H33V97H31ZM31 99H30V100H31ZM63 99L66 101V103H65V101H64ZM99 99H100V98H99ZM112 99H113L114 101H116V102H114ZM149 99H150V97H149ZM151 99H152V98H151ZM151 99H150V100H151ZM174 99H177V98H174ZM174 99H173V100H174ZM41 100H42V98H41ZM41 100H40V101H41ZM43 100H44V99H43ZM62 100H63L64 102H63ZM96 100H97V99H96ZM132 100H133V98H132ZM143 100H144V101H143ZM169 100L171 101V99H169ZM178 100H180V99H178ZM178 100H176V101H178ZM4 101H5V100H4ZM4 101L1 100V101H0V104H2ZM6 101H7V99H6ZM6 101H5V103H3V105H0V112H2V110L5 108V106H7V104H8L11 100H8L7 102H6ZM38 101H39V100H38ZM40 101H39V102H40ZM61 101H62V102H61ZM71 101H73V102L75 101L74 104H73V105H75V106L73 107V105H72L71 110H69V108H68L67 106H68L69 102H71ZM98 101H101V99L98 100ZM98 101H97V102H98ZM103 101H102V102H103ZM126 101H127V100H126ZM126 101H125V102H126ZM130 101H131V100H130ZM134 101H133V102H134ZM154 101H155V100H154ZM154 101H153V102H154ZM158 101H159V100H158ZM176 101H174V102L176 103ZM32 102L34 103L33 100H32ZM32 102H31V103H32ZM60 102L63 103V104L61 105ZM87 102H88V103H87ZM104 102H103V103H104ZM125 102H124V103H125ZM128 102H129V101H128ZM142 102H143V103H142ZM151 102H152V101H151ZM171 102H172V101H171ZM171 102H170V104H169V107H170V105H172ZM184 102H185V101H184ZM22 103H23V102H22ZM64 103H65V104H64ZM93 103H92L91 105H94ZM98 103H101V102H98ZM103 103H101V104H103ZM140 103H142V104H140ZM157 103H158V102H157ZM166 103H167V102H166ZM175 103H174V104H175ZM5 104H6V105H5ZM9 104H10V103H9ZM12 104H13V102H12ZM58 104H60V106H59ZM66 104H67V105H66ZM106 104H107V103H106ZM106 104L103 105V106H106ZM108 104H107L106 108L108 107ZM120 104H118V106H119ZM144 104H143V105H144ZM149 104H150V103H149ZM153 104H154V103H153ZM174 104H173V105H174ZM184 104H185V103H184ZM4 105H5V106H4ZM29 105H30V104H29ZM29 105H28V106H29ZM32 105H33V104H32ZM64 105H66V110H67V111L64 110V109H65V108H64V107H65ZM84 105L86 106V110L83 111L82 108H83ZM126 105H127V104H126ZM132 105H131V109L133 108ZM140 105H141V106H140ZM145 105H146V104H145ZM145 105L143 106V108L145 107ZM11 106H12V105H11ZM13 106H14V105H13ZM15 106H17V105L15 104ZM30 106H31V105H30ZM33 106H34V105H33ZM62 106H63V107H62ZM89 106H90V107H89ZM99 106H100V105H99ZM103 106H102V108H101V106H100V108H99L101 111H99V109H98V111L101 112V113L98 112L99 114L97 113V115H99V116H97V115L94 116L95 119L98 118V119H100V121H104V120L107 118V116H108V118H107L108 120H109L110 116H111V118H113V117H112V114H113V116H114V115H115L114 113H115V111H116V110H114V111L111 110L112 107H113V105H111V108L108 107L113 113H112V112L110 113V110H109V109H106V108L103 107ZM123 106H124V105H123ZM127 106H128V105H127ZM139 106H140V107H139ZM151 106H152V104H151ZM25 107H26V106H25ZM31 107H32V106H31ZM34 107H35V106H34ZM173 107H176V106H173ZM18 108H19V107H18ZM27 108H28V107H26V108H23V107H22V109H23L24 111H25ZM29 108H30V107H29ZM37 108H36V110H37ZM62 108H63V109H62ZM87 108H89V109H87ZM113 108L115 109V108H116V105H115V107H113ZM125 108H126V107H125ZM146 108H147V106H146ZM149 108H150V107H149ZM91 109H92V108H91ZM93 109H94V108H93ZM102 109H103V110H102ZM126 109L128 110V108H126ZM131 109H130V110H131ZM133 109H135V107H134ZM133 109H132L131 111H130V110H129V111H126V112H128V113H126V114H125V112L123 113V112L121 111V112L123 113L122 115H124V117H125V118H123V120L126 119V121H124V122H127V120H129V121L131 120V119H128V117H130L129 114L132 113ZM139 109H138V111H140ZM150 109H151V108H150ZM153 109H154V107H153ZM167 109H168V108H167ZM170 109H171V108H170ZM170 109H169V110H170ZM174 109H175V108H174ZM178 109H179V108H178ZM9 110H10V109H9ZM16 110H17V109H16ZM19 110H21V109L19 108ZM23 110H22V111H23ZM34 110H35V108H34ZM68 110H69V111H68ZM80 110H81V111H80ZM106 110H107V111H106ZM122 110H124V109H122ZM136 110H137V109H136ZM136 110H135V112H137ZM141 110L143 111V110H145V109H141ZM146 110H147V109H146ZM151 110H152V109H151ZM154 110H155V109H154ZM154 110H153V111H154ZM156 110H157V109H156ZM169 110H168V111H169ZM172 110H173V108H172ZM172 110H171V112H172ZM5 111H7V110H5ZM10 111H11V110H10ZM31 111H33V110H31ZM93 111H94V110H93ZM168 111H167V112H168ZM19 112H20V111H19ZM25 112H26V111H25ZM25 112H24V113H25ZM33 112H34V111H33ZM75 112H77V113L74 114V115H75V117H74L73 113H75ZM82 112H83V113H82ZM84 112H85V113H84ZM91 112H92V111H91ZM108 112H109V113H108ZM133 112H134V111H133ZM135 112H134V113H135ZM140 112H141V111H140ZM140 112H139V113H140ZM150 112H151V111H150ZM164 112H165V111H164ZM171 112H170V113H171ZM174 112H176V111L174 110ZM181 112H182V111H181ZM181 112H180V113H181ZM20 113H21V112H20ZM78 113H80V116H79V117H81V118L84 119V120H82L81 118H79V120H77V121H76L77 123H76V122H74L75 120H73V119H75L76 117H78V116H77ZM87 113H88V114H87ZM118 113H119V112H118ZM142 113H146V111H145V112H141L140 115H141ZM170 113H169V114H170ZM1 114H2V113H0V115H1ZM3 114H5V113H3ZM85 114H86V115H85ZM106 114H107V115H106ZM6 115H8V114H6ZM11 115H12V114H11ZM13 115H14V114H13ZM15 115H16V114H15ZM15 115H14V118H15ZM83 115H85V116H87V117H84ZM104 115L106 116V118H105ZM117 115H118V114H117ZM126 115L128 116L127 118H126ZM130 115H132V114H130ZM144 115H145V114H144ZM167 115H168V114H167ZM174 115H176V113H175ZM18 116H20V114H19ZM101 116H102V119H103V117H104L105 119L101 120V118H100ZM132 116H133V115H132ZM132 116H131V117H132ZM135 116H136V113H135ZM162 116H163V115H162ZM170 116H171V115H170ZM10 117H11V116H10ZM20 117H21V116H20ZM23 117H22V118H23ZM83 117H84V118H83ZM137 117H138V116H137ZM137 117H136V118L134 117V118L138 121ZM144 117H145V116H144ZM150 117H151V116H150ZM165 117H166V116H165ZM171 117H172V116H171ZM2 118H3V117H2ZM8 118H9V117H8ZM12 118H13V117H12ZM89 118H90V116H89ZM117 118H118V116H117ZM120 118H121V117H120ZM120 118H119V119H120ZM145 118H146V117H145ZM6 119H7V118H6ZM10 119H11V118H10ZM71 119H72L73 121H71ZM98 119H97V120H98ZM121 119H122V118H121ZM132 119H133V118H132ZM174 119H175V118H174ZM13 120H14V119H12V121H13ZM91 120H92V118H91ZM97 120H96V121H97ZM123 120H122V121H123ZM133 120H134V119H133ZM5 121H6V120H5ZM70 121H71V124H70ZM78 121H80V122H78ZM81 121H82V122H81ZM94 121H95V120H94ZM96 121H95V122H96ZM98 121H99V120H98ZM122 121H121V123H122ZM134 121H135V120H134ZM134 121H132V122L135 123ZM137 121H136V122H137ZM139 121H140V120H139ZM143 121H144V120H143ZM3 122H4V120H3ZM8 122H9V121H8ZM141 122H142V121H141ZM157 122H158V121H157ZM6 123H7V122H6ZM10 123H11V121H10ZM73 123H75V124H73ZM97 123H98V122H97ZM99 123H100V122H99ZM102 123H103V122H102ZM114 123H115V122H114ZM116 123H117V122H116ZM127 123H128V122H127ZM129 123H130V122H129ZM129 123H128V124H129ZM143 123H144V122H143ZM68 124H69V127H70L71 130L69 129V127H67ZM77 124H79V125H77ZM92 124L94 125V122L91 123V125H92ZM100 124H101V123H100ZM117 124L119 125V122H118ZM130 124H132V123H130ZM130 124H129V125H130ZM137 124H139V122L136 123V125H137ZM141 124H142V123H141ZM141 124H140V125H141ZM146 124H147V123H146ZM150 124H151V123H150ZM150 124H149V125H150ZM156 124H158V123H156ZM174 124H175V123H174ZM12 125H13V124H12ZM70 125H71V126L74 125L75 127H74V128H71ZM93 125H92V126H93ZM97 125H98V124H97ZM129 125H128V127H129ZM149 125H148V127H146V128H149V129H150L151 127H149ZM7 126H8V125H6L5 127H7ZM17 126H16V127H17ZM77 126H79V128H78ZM92 126H91V129H93ZM99 126H100V125H99ZM99 126H98V127H99ZM131 126H132V125H131ZM134 126H135V124H134ZM145 126H146V125H145ZM5 127H3V128L6 129ZM87 127H88V126H87ZM94 127H95V126H94ZM124 127H125V126H123V128H124ZM126 127H127V125H126ZM128 127H127V128H128ZM155 127H156V126H155ZM155 127H154V128H155ZM12 128H13V127H12ZM89 128H90V127H89ZM131 128H132V127H131ZM137 128H138V127H137ZM142 128H143V127H142ZM142 128H140V129H142ZM152 128H153V127H152ZM154 128H153V129H154ZM174 128H175V127H174ZM17 129H16V130H17ZM64 129H65V130H64ZM80 129H81V128H80ZM99 129H100V128H99ZM124 129H125V128H124ZM128 129H129V128H128ZM133 129H134V128H133ZM140 129H139V130L137 129L138 131H140L138 135H140L141 132H142ZM86 130H87V129H86ZM88 130H89V129H88ZM135 130H136V128H135ZM137 130H136V131H137ZM4 131H5V130H4ZM79 131H81V130H79ZM89 131H90V130H89ZM89 131H87V132H89ZM100 131H101V130H100ZM116 131H117V130H116ZM116 131H115V132H116ZM125 131H126V130H125ZM127 131H128V130H127ZM127 131H126V132H127ZM129 131H130V130H129ZM136 131H134V132H136ZM150 131H151V130H150ZM150 131L147 130L146 133H147V132H150ZM62 132H63V133H62ZM82 132H83V131H82ZM87 132H85V133H87ZM90 132H91V131H90ZM143 132H145V130H144ZM152 132H153V131H152ZM1 133H2V132H1ZM11 133H12V132H11ZM91 133H92V132H91ZM91 133H90V136H91ZM95 133H96V132H95ZM110 133H112V130L110 131ZM110 133H109V134H110ZM120 133H121V131H120ZM123 133H124L123 135H121L122 133H121L120 135L125 137V135H127V134H126L125 132H123ZM129 133H130V132H129ZM129 133H128V135H129ZM131 133H132V132H131ZM137 133H138V132H137ZM137 133H136V134H137ZM17 134H16V135H17ZM59 134L61 135V137H60ZM65 134H63V135H65ZM74 134H75V135H74ZM82 134H84V133H82ZM82 134H81V135H82ZM101 134H102V133H101ZM109 134H108V135H109ZM112 134H114V133H112ZM134 134H135V133H134ZM134 134H132V135H134ZM142 134H145V133H142ZM6 135H7V134H6ZM13 135H14V132H13V134H10L9 137H10V138H11V137H14L15 135H14V136H13ZM27 135H29V136L27 137ZM57 135H59V136L57 137ZM86 135H88V134H86ZM86 135H84V136H85V137H88V136H86ZM103 135H104V134H103ZM103 135H102V136H103ZM128 135H127V136H128ZM138 135H137V136H138ZM148 135H149V134H145V135H143L142 138L139 137L137 141H140V142L143 141V140L146 138V136H148ZM0 136H1V135H0ZM17 136H18V135H17ZM79 136H80V133H79ZM94 136H95V135H94ZM94 136H91V139H92V137H94ZM98 136H99V135H98ZM98 136H95V137H98ZM106 136H107V134H106ZM130 136H131V135H130ZM130 136H128V138H129ZM150 136H151V135H150ZM9 137H8V138H5V139H7V141H8ZM66 137H63V143H64V141H66V139H64V138H66ZM110 137H111V136H109V138H110ZM114 137H115V135H114ZM119 137H120V136H119ZM133 137H134V136H133ZM151 137H152V136H151ZM15 138H16V137H15ZM17 138H18V137H17ZM17 138H16V139H17ZM20 138H21V137H20ZM20 138L17 139V140H19V142H21V141H20ZM29 138H30V139H29ZM55 138H57V139H55ZM76 138H78V136H77ZM88 138H89V137H88ZM107 138H108V137H107ZM109 138H108V139H109ZM126 138H127V137H126ZM126 138H125V139H126ZM155 138H156V137H155ZM22 139H21V140H22ZM28 139H29V140H28ZM73 139H74V140H73ZM73 139H72V140H73L72 142H75V141H76L75 138H73ZM83 139H86V138H83ZM89 139H90V138H89ZM89 139H88V140H89ZM95 139H96V138H95ZM98 139H99V138H98ZM100 139H103V138H100ZM104 139H105V140H108V139H106V138H104ZM118 139H119V138L117 137V140H118ZM120 139H122V138H120ZM134 139H137V138H134ZM134 139H131V138H130V139H128L129 141L126 140V141H128V142L126 143V145H127L128 143H130V142L135 143L136 140L134 141ZM140 139H141V140H140ZM142 139H143V140H142ZM152 139H153V138H150V139H149L150 142H152ZM157 139H158V138H157ZM81 140H82V139H81ZM105 140H104V142H103V140H100V141H102L101 143H103V145L105 144V146H106L107 141L105 142ZM109 140H110V139H109ZM123 140H124V139H123ZM123 140H122V141H123ZM154 140H155V139H154ZM1 141H2V139H1ZM85 141H87V139H86ZM85 141H84V144L86 143ZM92 141L94 142V139H92ZM92 141H91V142H92ZM96 141H97V140H95L94 143H89V144H91L92 146L94 145V150H93V148L90 146V147L92 148V149L90 148V150H91L92 152L96 150L95 148H97L98 145H99L98 143H100L99 141H97L98 143H96ZM112 141H113V140H112ZM120 141H121V140H120ZM120 141H118V142H119V143H118V142L115 140V138H114V141H113V143L111 144V145L113 146L114 149H115V147H116V148H122L121 146H123L124 141H123V143H122V142L120 143ZM137 141H136V142H137ZM145 141H146V140H144V142H145ZM8 142H9V141H8ZM17 142H18V141H17ZM26 142H28V144H27ZM47 142H49V143L46 145L47 147L45 146V148H41V147H44V143L46 144ZM60 142L58 143V141H57L58 144H60ZM82 142H83V141H82ZM88 142H90V140H89ZM114 142H117L118 144H122V145H121V146H120V145L118 146V144H117V143H114ZM140 142H137V143H136L137 145H136L135 147H134L135 144H133V143H132L133 145H131V144H128V145L133 146V148H134L133 151H135V148L138 146V144H139ZM144 142H142V143L144 144ZM150 142H149V143H150ZM154 142H155V141H154ZM13 143H14V141H13ZM21 143H23V141H22ZM65 143H66V145L71 144V142H69V141H68V142H65ZM65 143H64V144H65ZM108 143H109V141H108ZM155 143H156V142H155ZM14 144H15V143H14ZM42 144H43V145H42ZM51 144H52V145H51ZM64 144H62V142H61V144L58 145L59 147H60V146H61V147H60L59 150H57V152H58L57 155H59V151H60V150L63 149L62 151L64 152V149L67 148V146H65ZM72 144H73V143H72ZM86 144H87V143H86ZM86 144H85V145H86ZM89 144H88V145H89ZM97 144H98V145H97ZM113 144H115V145L117 144V146H115V145H113ZM145 144H146V143H145ZM153 144H154V143H153ZM8 145H9V144H8ZM12 145H13V144H12ZM12 145H11V146H12ZM19 145L16 144V146H18V148H16L14 145H13V146H14L17 150H19V148L21 147V146L19 147ZM35 145H36V146H35ZM62 145H63L65 148H64ZM80 145H83V144L81 143ZM80 145H79V146H80ZM95 145H96V146H95ZM101 145H102V144H101ZM126 145H125V146H126ZM147 145H149V144H147ZM11 146H10V148H11ZM33 146H35V147L33 148ZM68 146H69V145H68ZM71 146H72V145H71ZM86 146H87V145H86ZM109 146H110V144L108 145V147H109ZM112 146H111V148H112ZM140 146H141V143H140ZM153 146H154V145H153ZM155 146H156V145H155ZM155 146H154V147H155ZM5 147L7 148V146H5ZM14 147L11 148V151H12L11 154L15 152V151H14V150H15ZM26 147H25L24 149H26V151H27V148H26ZM81 147H84V145H83V146H80V150H81ZM87 147H88V146H87ZM101 147H102V146H101ZM108 147H107V150L105 149V147L102 148L103 150L105 149V153L110 152V151H108ZM142 147H147V146H143V145H142ZM148 147H150V146H148ZM148 147H147V148H148ZM156 147H157V146H156ZM8 148H9V147H8ZM8 148H7V149H8ZM28 148H29V150H30L29 145H28ZM61 148H62V149H61ZM68 148H69V147H68ZM68 148H67V150H68ZM70 148H71V147H70ZM88 148H89V147H88ZM88 148H87V149H88ZM127 148H131V149H132V147H127ZM138 148H140V147L138 146ZM152 148H153V147H152ZM12 149H14V150H12ZM32 149H31V151H32ZM41 149H44V150H41ZM45 149H46V150H45ZM51 149H52V148H51ZM57 149H58V148H57ZM83 149H84V148H83ZM114 149H112L113 151L111 150V154L109 153V154H110V158H111V160H110V158H109V154L106 155V156L108 157L107 161L104 159V156H102V157H103V160H100L101 156H100V154H99V156H98V155H97L98 152H97L96 155H97L98 157H100V158H99L98 160H97V158H96V160H95L94 158L97 157L96 155L94 156V158H92L93 160H95V163H96V165H97V169H98V170H97V169H94V170H97V172H98V171L100 170V166L102 167V164H103L104 160H105L106 162H108V161L110 160L107 164L109 165V163H110V164H113V165H114V162H115L116 160H115V161L113 160L114 162H112V158L115 156V154H114L113 152L116 151V153H117V150H119V152L121 151V149H117V150H114ZM122 149H123V148H122ZM141 149H142V150H141ZM141 149H139V150H140L139 152H142L144 148H141ZM149 149H150V148H148V150H149ZM4 150H5V149H4ZM54 150H56V149H54ZM54 150H53V156H55V154H56V153L54 154ZM67 150H66V151H67ZM103 150H101V152H102ZM125 150H126V149H125ZM125 150L123 149L122 151H125ZM128 150H129V149H128ZM145 150H147V149H144V152H145ZM148 150H147L146 152H148ZM22 151H23V149H22ZM22 151H21V153H22ZM26 151H24V155H27ZM31 151H30V152H31ZM62 151H60V152H62ZM86 151L89 152V153H91L92 155L94 154V153H92V152H90V151H88V150H86ZM96 151H99V152H100V149H99V150H96ZM106 151H107V152H106ZM136 151H138L137 148H136ZM5 152H6V151H5ZM16 152H17V151H16ZM35 152H36V149H35ZM42 152H41V154H42ZM55 152H56V151H55ZM63 152H62V153H63ZM87 152H86V153H87ZM103 152H104V151H103ZM127 152H128V151H127ZM130 152H131V153H130ZM6 153H7V152H6ZM31 153H32V157H33V151H32ZM31 153H28V154H30V157H31ZM38 153H39V152H38ZM47 153H46V154L43 153V155L45 154V156L47 155V157L50 156V155H48ZM51 153H52V152H51ZM62 153H60V154H62ZM65 153L67 154V152H64V154H65ZM89 153H88V154H89ZM112 153L114 154V156H113ZM124 153H125V152H124ZM132 153H133L132 150H130V151H129V154H132ZM136 153H138V152H135V154H136ZM148 153H149V152H148ZM9 154H10V151H9ZM11 154H10V165H12V164L15 162L14 159H16V160L18 159V158H14L13 156L18 155L19 153H15L13 156H12ZM22 154H23V153H22ZM22 154H21V157H20V158L23 157ZM39 154H40V153H39ZM78 154H80V153H78ZM83 154H84V153H83ZM103 154H104V153H103ZM103 154L101 153V155H103ZM117 154H118V153H117ZM121 154H123V153L121 152ZM19 155H20V154H19ZM36 155H37V153H36ZM51 155H52V154H51ZM62 155H63V154H62ZM80 155H81V154H80ZM84 155H85V154H84ZM89 155H90V154H89ZM104 155H105V154H104ZM111 155H112V157H111ZM144 155H145V154H144ZM41 156H42V155H41ZM53 156H52V158H53ZM90 156H91V155H90ZM90 156H89V158H90ZM106 156H105V157H106ZM122 156H123V155H122ZM132 156H133V155H132ZM136 156H137V155H136ZM136 156H134V157H132V158H134L135 160H136L137 158H139V157H136ZM6 157H7V156H6ZM12 157H13V159H12ZM15 157H16V156H15ZM32 157H31V158H32ZM47 157L44 158V159H43V157H42V159H43V160H46L45 163L50 162V164H52V163H53L52 158L50 157V159H49V158H47ZM58 157H59V156H58ZM63 157H64V156H63ZM78 157H79V156H78ZM84 157H85V156H84ZM91 157H92V156H91ZM107 157H106V158H107ZM119 157H121V156H119ZM119 157H118V159H117V158H115V159L119 160L120 162H118V161H117V162L121 164V159H120ZM126 157H127V159H126ZM141 157H142V156H141ZM144 157H145V156H144ZM7 158H8V157H7ZM20 158H19V159H20ZM24 158H25V157H24ZM24 158H22L23 160H22V159H21V160L26 162V164L24 163V165H25V166L27 165V166H26V168H27V167H28V164H27V163H29V162H28V160H29V155H28V158H27V159H24ZM80 158H81V157H80ZM86 158L88 159V157H86ZM122 158H125V159L128 161V159H130V156H127V154H126V156H125V154H124V157H122ZM132 158H131V159H132ZM33 159H34V158H33ZM33 159H31V160H33ZM48 159H49V161H48ZM53 159H54V163H56V162H55V159H56V158L54 157ZM57 159H58V158H57ZM60 159H61V158H60ZM60 159H59V160H60ZM87 159H85V160H86V161H85L86 163H88V162H87ZM92 159L90 158L89 160L92 161ZM113 159H114V158H113ZM131 159L129 160V162H132ZM139 159H140V158H139ZM142 159H143V158H142ZM11 160H12V162H13V161H14V162L12 163ZM26 160H27V161H26ZM78 160H80V159H78ZM78 160H77V161H78ZM81 160H82V159H81ZM89 160H88V161H89ZM122 160H123V159H122ZM22 161L20 162L19 160H17V162H15V165H16L17 163L19 164V162L22 163ZM98 161H99V163L101 162V165L98 163ZM102 161H103V162H102ZM124 161H125V160H124ZM127 161H126V162H127ZM133 161H134V160H133ZM35 162H36V161H35ZM37 162H38V160H37ZM41 162H42V160H41L39 163H41ZM43 162H44V161H43ZM43 162L41 163L42 165H41L40 168H42L43 166L46 168L45 165H47V166L50 168V164H49V165H48V164H44ZM85 162H84V163H85ZM106 162H105V163H106ZM111 162H112V163H111ZM129 162L126 163V164L128 165ZM39 163H38V166H39ZM54 163H53V164H54ZM73 163H74V161H73ZM91 163L94 165L93 162H91ZM115 163H116V162H115ZM123 163H124V162H123ZM123 163H122V164H123ZM30 164H32V163L30 162ZM43 164H44V165H43ZM81 164H82V163H81ZM81 164H80V165H81ZM88 164H89V163H88ZM88 164H87V165H88ZM92 164H91V166H92ZM107 164H106V165H107ZM116 164H117V163H116ZM130 164H131V163H130ZM130 164H129V165H130ZM34 165H35V164H34ZM72 165H73V164H72ZM77 165H78V164H77ZM96 165H95V166H96ZM98 165H99V167H98ZM104 165H105V164H104ZM106 165H105V167L103 166L104 169L106 168ZM108 165H107V167H108ZM124 165H125V163H124V164L122 165V167H121V170H123V171H124V169L128 168L127 165H126L127 167L124 168ZM131 165H132V164H131ZM135 165H136V164H135ZM12 166H14V165H12ZM19 166H20V164H19ZM19 166L17 165V167L20 169L22 166H21V167H19ZM36 166H37V163H36L35 167H36ZM38 166L36 167L37 169H39ZM75 166H76V165H75ZM84 166H85V165H84ZM84 166L82 167V169L84 168ZM88 166H90V165H88ZM95 166H93V168H94ZM14 167H15V166H14ZM14 167H13V169H14ZM52 167H53V166H52ZM79 167H80V166H79ZM79 167H78V168H79ZM111 167H112V165H111ZM15 168H16V167H15ZM23 168H24V166H23ZM26 168H25V169H26ZM33 168H34V167H33ZM36 168H35V169H36ZM80 168H81V167H80ZM86 168H87V166H86ZM122 168H124V169H122ZM132 168H133V167H132ZM136 168H137V167H136ZM11 169H12V168H11ZM13 169H12V170H13ZM16 169H17V168H16ZM25 169H24V170H25ZM27 169H29V168H27ZM35 169H34V170H35ZM37 169H36V170H37ZM47 169H48V168H47ZM56 169H57V168H56ZM84 169H85V168H84ZM106 169H107V168H106ZM108 169H109V167H108ZM130 169H131V168H130ZM21 170H22V169H21ZM45 170H46V169H45ZM45 170H44V171H45ZM76 170H77V169H76ZM88 170H89V168H88ZM91 170H92V167H91V169H90L89 171H91ZM119 170H120V169H119ZM22 171H23V170H22ZM38 171H39V170H38ZM44 171H43V173L47 172V171H45V172H44ZM48 171H49V170H48ZM74 171H75V170H74ZM78 171H80V169H79ZM89 171H88V172H89ZM109 171H110V170H109ZM11 172H12V171H11ZM18 172H19V173H18ZM24 172H25V171H24ZM24 172H23V173H24ZM31 172H33V171H31ZM34 172H35V171H34ZM88 172L86 171L87 175H88V174H91L90 172H89V173H88ZM91 172L94 173L93 171H91ZM95 172H96V171H95ZM97 172H96V173H97ZM137 172H138V171H137ZM12 173L15 174V173H16L15 170H13ZM12 173H11V174H12ZM20 173H21V176H22V172H20V170L17 169V174H15V175L13 174L12 176H13V177H14V176H17V175L19 176ZM36 173L41 174V173H39V172H37V171H36ZM36 173H35V174H36ZM75 173H76V172H75ZM82 173H83V171H82ZM86 173H85V174H86ZM118 173H122V172L120 171V172H118ZM123 173H124V172H123ZM7 174L9 175V172H8ZM25 174H26V173H25ZM31 174L33 175V173H31ZM71 174H72V173H71ZM85 174H83V176L86 177ZM103 174H104V173H103ZM105 174H106V173H105ZM8 175H7V176H8ZM27 175H28L27 177H29V178L32 176V175L29 176L28 172H27ZM44 175L46 176V173H45ZM44 175H43V176H44ZM47 175H50V174H47ZM67 175H68V174H67ZM72 175H74V174H72ZM72 175H71V176H72ZM92 175L95 176V175H98V174H95V173H94V174H92ZM120 175H122V174H120ZM10 176H11V175H10ZM10 176H9V177H10ZM12 176H11V178H13ZM25 176H26V175H25ZM40 176H41V175H40ZM43 176H42V177H43ZM74 176H75V175H74ZM90 176H91V175H90ZM90 176L88 175V178H89ZM93 176H92V177H93ZM104 176H105V175H104ZM110 176H111V175H110ZM122 176H123V175H122ZM132 176H134V175H132ZM9 177H8V180H9ZM27 177H26V179L28 180ZM35 177H37V174H36V176H35V175L33 176V179H34ZM49 177H50V176H49ZM51 177H52V176H51ZM100 177H101V176H100ZM6 178H7V177H6ZM11 178H10V179H11ZM20 178H22V177H20ZM20 178H16L15 180L20 179ZM69 178H70V177H69ZM77 178H78V176H77ZM102 178H103V177H102ZM102 178H101V179H102ZM13 179H14V178H13ZM26 179H25V180H26ZM31 179H32V178H31ZM33 179H32V180H33ZM39 179H40V180H39ZM39 179H38V177H37V178H35L34 180H35V181L37 180L39 183H40V181L42 182V178L39 177ZM72 179H73V178H72ZM74 179H75V177H74ZM78 179H79V178H78ZM89 179H90V178H89ZM94 179H95V177H94ZM94 179L92 180V182L95 181ZM148 179H149V178H148ZM6 180H7V179H6ZM11 180H12V179H11ZM32 180H30V181H31V184H30L29 187H30V188L32 187L33 191L36 190L37 187L40 186V185L43 183V182H42L41 184L36 183V184H37V185H36L37 187H36L35 184H32V182L34 183L35 181H34V180L32 181ZM44 180H45V179H44ZM49 180H50V179H49ZM69 180H70V179H69ZM85 180H86V181H85ZM108 180H109V178H108ZM146 180H147V179H146ZM20 181H23V180H20ZM37 181H36V182H37ZM70 181H71V180H70ZM70 181H69V182H70ZM79 181H80V179H79ZM90 181H91V179L89 180V183H90ZM97 181H98V180H97ZM97 181H96V182H97ZM13 182H14V181H13ZM45 182H46V181H45ZM80 182H81V183L83 182V183L85 184V186L83 185V186H84V187H83V186H81V184L79 183L80 186L82 187V189H86V188L88 187V186L86 185V184L88 183V179H87V177H86L85 179H83V181H80ZM160 182H161V181H160ZM10 183H12V182H10ZM17 183H18V180H17ZM17 183H16V184H17ZM19 183H20V182H19ZM19 183H18V184H19ZM25 183H27V181H26ZM49 183H50V182H49ZM49 183H47V184H49ZM75 183H76V182H75ZM89 183H88V185H91V186H93V185L95 184L94 182H93V183H94L93 185H92V183H90V184H89ZM102 183H103V182H102ZM104 183H105V181H104ZM157 183H158V182H157ZM5 184H6V183H5ZM8 184H9V183H8ZM45 184H46V183H45ZM73 184H74V183H73ZM96 184H97V183H96ZM25 185L28 186V183L25 184ZM31 185H32V186H31ZM42 185H43V184H42ZM42 185H41V187H42ZM103 185H104V184H103ZM147 185H148V184H147ZM154 185H155V184H154ZM188 185H189V184H188ZM5 186H6V185H5ZM10 186H11V185H10ZM10 186H9V187H10ZM22 186H24V185L20 184V189H21V190H22V188H21ZM86 186H87V187H86ZM94 186H95V185H94ZM94 186H93V187H94ZM96 186H97V185H96ZM96 186H95V188H96ZM156 186H157V185H156ZM13 187H15V186H13ZM29 187H27V188H29ZM34 187H36V188H34ZM43 187H45V185H44ZM72 187H73V185H72ZM77 187H78V186H77ZM85 187H86V188H85ZM30 188H29V189H30ZM73 188H76V187H73ZM13 189H14V188H12V191H13ZM18 189H19V187H18ZM23 189H24V188H23ZM25 189H26V188H25ZM38 189H40V187H39ZM38 189H37V190H38ZM79 189H80V187H78V188L76 189L77 191H76V190L73 191L74 194L78 193V195H79L80 192H81V190H82V189H81V190H79ZM5 190H6V189H5ZM16 190H17V188L15 189V191H16ZM21 190H20V191H21ZM44 190H45V188H44ZM64 190H65V189H64ZM70 190H71V189H70ZM72 190H73V189H72ZM89 190H90V189H89ZM151 190H152V189H151ZM9 191H10V189H9ZM20 191H19V192H20ZM22 191H23V190H22ZM26 191H27V190H26ZM41 191H42V190H41ZM79 191H80V192H79ZM85 191H86V190H85ZM27 192H28V191H27ZM29 192H31V191H29ZM29 192H28V193H29ZM70 192H71V191H70ZM75 192H76V193H75ZM83 192H84V191H82V193H83ZM139 192H140V191H139ZM144 192H146V194H148L147 191H144ZM9 193H11V192H9ZM12 193H13V192H12ZM14 193H15V192H14ZM21 193H22V192H21ZM21 193H20V194H21ZM37 193H38V192H37ZM82 193H81V194H82ZM26 194H27V193H26ZM29 194H30V193H29ZM59 194H60V193H59ZM61 194H62V193H61ZM64 194H65V193H64ZM69 194H70V193H69ZM72 194H73V193H72ZM74 194H73V195H74ZM81 194H80V195H81ZM83 194H84V193H83ZM8 195H9V194H8ZM10 195H11V194H10ZM17 195H18V194H17ZM35 195H36V193H35ZM80 195H79V196H80ZM87 195H88V194H87ZM87 195H86V196H87ZM21 196H22V195H21ZM23 196H24V195H23ZM23 196H22V197H23ZM25 196H27V198L29 197L28 195H25ZM67 196H68V194H67ZM76 196H77V195H76ZM79 196H78V197H79ZM144 196H146V195H144ZM147 196H148V195H147ZM16 197H18V196H16ZM22 197H21V198H22ZM62 197H63V196H62ZM71 197H72V196H71ZM138 197H139V196H138ZM13 198H14V197H13ZM35 198H37V197H35ZM76 198H77V197H76ZM82 198H83V197H82ZM85 198H86V197H85ZM16 199H17V198H16ZM23 199H24V198H23ZM72 199H73V198H72ZM13 200H14V199H13ZM19 200H20V199H19ZM28 200H29V199H28ZM79 200H80V198H79ZM79 200H77V201H79ZM82 200H83V199H82ZM141 200H142V199H141ZM141 200H140V201H141ZM16 201H17V200H16ZM62 201H63V200H62ZM66 201H68V200L66 199ZM145 201H146V200H145ZM23 202H24V201H23ZM27 202H28V201H27ZM64 202H65V201H63V203H64ZM68 202H69V201H68ZM142 202H143V201H142ZM12 203H13V202H12ZM66 203H67V202H66ZM73 203H75V202H73ZM140 203H141V202H140ZM140 203H139V204H140ZM25 204H26V203H25ZM70 204H71V203H69V205H70ZM14 205H15V204H14ZM14 205H12V207H13ZM17 205H18V204H17ZM20 205H21V204H20ZM61 205H62V204H61ZM73 205H74V204H73ZM76 205H77V204H76ZM25 206H26V205H25ZM140 206H141V205H140ZM145 206H146V205H145ZM15 207H16V206H15ZM17 207H18V206H17ZM72 207H73V206H72ZM72 207H71V208H72ZM79 207H80V206H79ZM143 207H144V206H143ZM18 208H19V207H18ZM20 208H22V207L20 206ZM23 208H24V207H23ZM67 208H68V207H67ZM67 208H66V209H67ZM80 208H81V207H80ZM83 208H84V207H83ZM66 209H64V210H66ZM139 209H140V208H139ZM7 210H8V209H7ZM14 210H15V208H14ZM20 210H21V209H20ZM20 210H19V211H20ZM27 210H28V208H27ZM55 210H56V209H55ZM62 210H63V208L60 209V211H62ZM64 210H63V211H64ZM67 210H68V209H67ZM79 210H80V209H79ZM21 211H22V210H21ZM57 211H58V210H57ZM135 211H136V210H135ZM138 211H139V210H138ZM143 211H144V210H143ZM10 212H11V211H10ZM10 212H8V213H10ZM23 212H25V211H23ZM26 212H28V211H26ZM26 212H25V213H26ZM53 212H54V211H53ZM71 212H72V211H71ZM131 212H132V211H131ZM136 212H137V211H136ZM141 212H142V211H141ZM14 213H15V212H14ZM14 213H13V214H14ZM66 213H68V212H66ZM78 213H79V212H78ZM2 214H3V213H2ZM11 214H12V213H11ZM16 214H17V213H16ZM53 214H54V213H53ZM70 214H71V213H70ZM70 214H69L68 216H70ZM72 214H73V213H72ZM5 215H6V214H5ZM25 215H26V214H25ZM134 215H135V214H134ZM74 216H75V215H74ZM128 216H129V215H128ZM135 216H136V215H135ZM138 216H139V215H138ZM6 217H7V216H6ZM6 217H5V219H6V221H7V218H6ZM10 217H11V216H10ZM19 217H20V216H19ZM58 217H59V216H58ZM65 217H66V216H65ZM76 217H78V216H76ZM3 218H4V217H3ZM11 218H12V217H11ZM13 218H14V217H13ZM13 218H12V220L15 219V218H14V219H13ZM128 218H129V217H128ZM8 219H9V218H8ZM64 219H65V218H64ZM130 219H131V218H130ZM133 219H134V218H133ZM3 220H4V219H3ZM15 220H16V219H15ZM1 221H2V220H1ZM69 221H70V220H69ZM7 222H8V221H7ZM9 222H10V221H9ZM16 222H17V221H16ZM16 222H15V223H16ZM164 222H165V221H164ZM1 223L3 224L4 221L1 222ZM11 223H12V222H11ZM15 223H14V224H15ZM5 224H6V223H5ZM12 224H13V223H12ZM21 224H22V223H21ZM0 225H1V224H0ZM18 225H19V224H18ZM18 225H17V226H18ZM4 226H5V225H4ZM9 226H12V225H9ZM17 226L15 225V227H14L13 229L15 230V228H16ZM19 226H20V225H19ZM124 226H125V225H124ZM1 227H3V226H1ZM7 227H8V226H7ZM9 228H10V227H9ZM4 230H5V229H4ZM9 230H10V229H9ZM9 230H8V231H9ZM121 230H122V229H121ZM8 231H7V233H8ZM20 231H21V230H20ZM3 232H4V231H3ZM5 232H6V231H5ZM18 232H19V231H18ZM1 234H3V233L0 232V235H1ZM124 234H125V233H124ZM127 234H128V233H127ZM48 235H49V234H48ZM50 235H51V234H50ZM119 235H120V234H118V236H119ZM8 236H9V235H8ZM14 236H15V234H14ZM43 236H44V235H43ZM53 236H55V235H53ZM15 237H16V236H15ZM15 237H13V238H15ZM49 237H50V236H49ZM3 238H4V237H3ZM40 238H41V237H40ZM40 238H39V239H40ZM43 238H44V237H43ZM45 238H46V237H45ZM117 238H118V237H117ZM119 238H120V237H119ZM129 238H130V237H129ZM9 239H10V238H9ZM36 239H37V238H36ZM36 239H35V240H36ZM47 239H48V238H47ZM49 239H50V238H49ZM0 240H1V239H0ZM30 240H31V239H30ZM54 240H55V239H54ZM96 240H97V239H96ZM1 241H2V240H1ZM36 241H37V240H36ZM39 241H40V240H39ZM51 241H52V240H51ZM102 241H103V240H102ZM48 242H49V240H48ZM33 243H34V242H33ZM39 243H40V242H39ZM39 243H38V244H39ZM41 243H45V241H44V242H41ZM41 243H40V244H41ZM93 243H94V242H93ZM98 243H99V242H98ZM50 244H51V243H50ZM96 244H97V243H96ZM99 244H100V243H99ZM32 245H34V244H31L30 247H31ZM35 245H36V244H35ZM41 245H42V244H41ZM28 246H29V245H28ZM30 247H28V248L31 249ZM43 247H44V246H43ZM44 248H45V247H44ZM49 248H50V247H49ZM24 249L27 250L26 248H24ZM33 249H34V251L37 249L36 251H37V255H38V256H39L38 253L41 254V252H42V251L39 252V248H36L35 246H32V250H30L31 252H30V253L28 252L29 254H33V253H34V254L32 255V257H33V256L35 257V255H36V253H35L36 251L33 252ZM40 250H42V249L40 248ZM45 250H46V249H45ZM153 250H154V249H153ZM27 251H28V250H27ZM46 251H47V250H46ZM32 252H33V253H32ZM23 254H24V253H23ZM21 255H22V254H21ZM37 255H36V256H37ZM23 256H25V255H23ZM23 256H22V258H23ZM26 256H27V253H26ZM40 256H41V255H40ZM28 257H31V255H30V256L28 255ZM25 258H26V257H24V259H25ZM24 259H23V260L21 259V262H22L23 264H24V262H26V260H27V259H25V260H24ZM16 260H17V259H16ZM23 261H24V262H23ZM21 262H20V264H21ZM27 262H28V261H27ZM18 263H19V262H18ZM31 263H32V262H31Z\"/></svg>",
  "mask_w": 264,
  "mask_h": 264
}]
</instances>
